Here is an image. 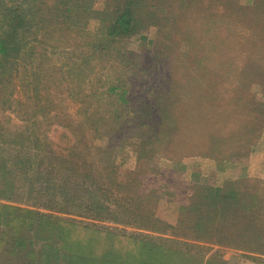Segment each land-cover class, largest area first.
Returning <instances> with one entry per match:
<instances>
[{"label": "rangeland", "instance_id": "rangeland-1", "mask_svg": "<svg viewBox=\"0 0 264 264\" xmlns=\"http://www.w3.org/2000/svg\"><path fill=\"white\" fill-rule=\"evenodd\" d=\"M54 3L42 0L43 5ZM81 3L88 13L79 23L66 21L45 38V45L19 60L15 111L0 106V125L22 134L15 139L25 144L21 154L33 160L29 172H35L37 160L50 146L63 149L66 158L72 156L66 149L73 144L71 132L57 118H49L62 109L70 128L79 127L84 148L77 151L105 174L100 186L109 179L116 182L112 199L119 206L135 212L153 208L152 222L145 224L167 231L61 216L128 236L191 243L193 264H264V0H148L138 14L140 29L114 39L107 50L94 47L106 1ZM53 10H45L42 18L52 20ZM63 83L71 90L68 97L50 105L40 100L49 84L50 93L66 95ZM36 102L46 107L44 115L25 105ZM27 109L30 115H23ZM37 140L44 148L35 145ZM57 162L51 161V172ZM138 177L142 183L124 194V180ZM243 195L254 201L233 202ZM16 198L0 202L30 204L26 196ZM195 201L202 217L198 211L192 214ZM254 203L261 206L258 235H235L231 209ZM183 216L185 224L177 235L156 224L158 219L175 227ZM116 218L123 217L116 213ZM203 224H209L214 243L200 238L206 229H197ZM224 235L228 243L214 241Z\"/></svg>", "mask_w": 264, "mask_h": 264}, {"label": "trees", "instance_id": "trees-1", "mask_svg": "<svg viewBox=\"0 0 264 264\" xmlns=\"http://www.w3.org/2000/svg\"><path fill=\"white\" fill-rule=\"evenodd\" d=\"M38 1L0 0V106L6 110L15 111V106L19 103L13 95L14 73L17 72L19 60L33 54L37 46L45 45V38L57 32L66 21L76 25L80 22V16L88 13L82 6V0H55L56 4L54 3L53 6L43 5L42 0L41 3ZM105 1L106 10L99 13L101 26L98 45L94 47L100 46L107 50L114 39L128 37L140 29L138 14L146 7L148 0ZM51 9H54L52 20H44L42 15L45 10ZM75 11L79 12L73 14ZM92 14L90 13L89 17ZM71 16L73 18H70ZM147 16L152 18L153 14L148 12ZM53 68L58 69V67ZM49 75L51 79L52 74ZM50 89L51 84L45 86V96L40 97V100H47L49 105L54 104L57 99L62 101L71 93L67 83H63L62 86V91L66 95L62 92L50 93ZM35 100L36 98L33 99ZM25 105H30L35 114L42 116L46 112V107L39 102L25 103ZM23 115H30L28 109ZM51 115L49 118H57L56 123L71 132L73 144L71 148L66 149L72 156L66 158L63 149L50 146V150H44V156L37 160V169L34 173L29 172L33 160L30 161L27 156L21 154L25 151L23 148L25 144L22 147L20 146L22 143L15 139L16 135L22 134L10 133L0 125V185H3L0 186V199L12 201L18 196H26L24 201L30 203L26 207H20L0 202V264H193L189 252L191 243L180 242L178 239H157L140 234L128 236L124 232L114 233L113 229L98 224L83 223L61 216V214L75 215L93 222L102 223L105 220L157 231L154 226L145 224L147 221L152 222L155 214L153 208L152 210L141 208L135 212L129 206H119V203L112 199V192L119 185L109 179L107 184L100 186L99 183L105 174L96 172L94 167L83 158L85 153L81 150L84 148V142L76 130L79 127L70 128L67 111L65 114L61 109V112H54V116ZM35 145L44 148L41 147L43 146L41 140H37ZM32 150L36 151V148ZM47 154L49 156H46ZM54 159L58 162L51 172V161ZM63 172H67L65 176L68 180L66 178L65 182ZM68 173H70L69 177ZM28 174H32V177L29 178ZM144 177L147 178L146 175ZM22 181L24 184L29 181L30 187L21 185ZM139 183H142L139 177L136 180L126 179L120 187L123 186L121 190L125 189L126 192L123 193L126 194ZM250 196L243 195L238 200L233 199V202L246 204L251 199ZM251 200L254 201V198L252 197ZM245 204L230 211L233 217L232 232L247 237L257 236L261 206L254 203L253 207H249ZM199 207L195 201L190 207L193 215H196L195 211L200 212ZM116 213L121 214L122 220L116 218ZM202 216V213H199V217ZM177 222L173 227L156 219V224L172 229L176 235L178 229L185 224L184 216ZM200 229H206L204 236L200 238L206 243H214L212 238H209L211 232L209 224H203L197 230ZM166 231L157 232L166 233ZM232 237L241 240L237 236ZM227 240L229 238L225 235L217 240L214 239L219 244L228 243ZM207 264H211L210 260ZM219 264L226 262L221 261Z\"/></svg>", "mask_w": 264, "mask_h": 264}, {"label": "crops", "instance_id": "crops-1", "mask_svg": "<svg viewBox=\"0 0 264 264\" xmlns=\"http://www.w3.org/2000/svg\"><path fill=\"white\" fill-rule=\"evenodd\" d=\"M4 118V116L1 118V119H3ZM3 124V123H2Z\"/></svg>", "mask_w": 264, "mask_h": 264}]
</instances>
